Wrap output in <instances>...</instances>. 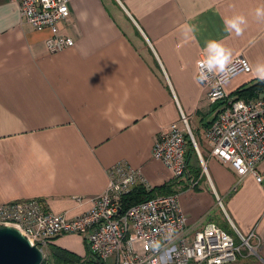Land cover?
I'll list each match as a JSON object with an SVG mask.
<instances>
[{
  "label": "crops",
  "instance_id": "0c3cea01",
  "mask_svg": "<svg viewBox=\"0 0 264 264\" xmlns=\"http://www.w3.org/2000/svg\"><path fill=\"white\" fill-rule=\"evenodd\" d=\"M260 7L264 0H71L58 34L73 47L50 53L48 31L34 30L15 2L0 0V205L35 200L74 218L104 191L108 169L124 161L154 196L178 194L189 234L210 222L237 240L253 232L258 254L246 251L237 264H264V160L257 183L209 156L205 130L220 105L193 78L205 42L215 39L231 49V61L242 56L250 68L224 84L226 94L247 95L261 81L254 74L264 62ZM234 15L247 21L239 36L224 24ZM181 115L202 145L207 175L188 144L184 177L175 181L152 148L169 125L182 128ZM53 239L80 261L88 252L80 236Z\"/></svg>",
  "mask_w": 264,
  "mask_h": 264
},
{
  "label": "built area",
  "instance_id": "2783aa9c",
  "mask_svg": "<svg viewBox=\"0 0 264 264\" xmlns=\"http://www.w3.org/2000/svg\"><path fill=\"white\" fill-rule=\"evenodd\" d=\"M7 1L18 5L21 19L34 30L48 31V52L73 47L70 37L58 34L59 23L69 16L71 0ZM249 71L247 61L237 56L227 74H212L205 81H196L206 89L209 102L220 105L216 119L205 130L209 156L227 165L240 179L252 176L261 183L258 165L264 160V94L238 99L226 94L223 87L230 78ZM180 123L182 128L174 123L162 130L152 148V158L161 161L175 181L184 177L188 144L206 174V164L184 115ZM107 176V185L92 199L91 208L74 218L52 214L35 200L17 201L0 205V227L17 228L39 248L59 236H80L100 264H235L244 258L242 250L248 257L257 256L260 243H251L253 232L248 237L238 234L239 246L212 222L189 234L178 194L156 195L123 211V196L137 186L151 188L124 161L112 165ZM196 184L191 180L188 185Z\"/></svg>",
  "mask_w": 264,
  "mask_h": 264
},
{
  "label": "clouds",
  "instance_id": "9594fccd",
  "mask_svg": "<svg viewBox=\"0 0 264 264\" xmlns=\"http://www.w3.org/2000/svg\"><path fill=\"white\" fill-rule=\"evenodd\" d=\"M256 18L264 20V7L255 10ZM247 21L243 15H234L224 20L227 29L234 31L239 36L243 33V25ZM202 52V58L196 62L193 78L198 81H205L210 75H225L231 64L232 51L223 43L215 39H209L205 42ZM255 76L264 81V62H257L254 67Z\"/></svg>",
  "mask_w": 264,
  "mask_h": 264
},
{
  "label": "water",
  "instance_id": "95a60500",
  "mask_svg": "<svg viewBox=\"0 0 264 264\" xmlns=\"http://www.w3.org/2000/svg\"><path fill=\"white\" fill-rule=\"evenodd\" d=\"M43 252L15 227H0V264H42Z\"/></svg>",
  "mask_w": 264,
  "mask_h": 264
},
{
  "label": "trees",
  "instance_id": "16d2710c",
  "mask_svg": "<svg viewBox=\"0 0 264 264\" xmlns=\"http://www.w3.org/2000/svg\"><path fill=\"white\" fill-rule=\"evenodd\" d=\"M253 89V90H252ZM252 90V92H251ZM248 91L247 95H239V93H237V98L238 99H242L245 97H253L257 92L259 91H264V81H259L254 87L250 88V89H246L243 90L242 92H246ZM190 146V145H189ZM189 153H191L192 155H194V151L191 147L188 148ZM188 163V160L186 159V164ZM156 189H150V190H146L143 186H137L134 189H132V191L130 193H128L127 195L123 196L121 199V208L122 210H127L128 208H130L133 205H136L138 203H141L143 201L149 200L150 198H152L154 196V193L156 192ZM51 248V253L52 256L56 259H59L61 261H63L64 263L68 264L69 262H71V260H77L79 261L80 259L76 256H74L73 254L69 253L66 250H63L61 248H58L56 246H52ZM90 254V253H89ZM92 258V264H100V262L98 261V259H96L93 255H91ZM82 261V260H81Z\"/></svg>",
  "mask_w": 264,
  "mask_h": 264
},
{
  "label": "rangeland",
  "instance_id": "374dc122",
  "mask_svg": "<svg viewBox=\"0 0 264 264\" xmlns=\"http://www.w3.org/2000/svg\"><path fill=\"white\" fill-rule=\"evenodd\" d=\"M196 137V136H195ZM197 142H198V146H199V149H202V145L201 143L198 141V138H197ZM221 223L218 224V226L222 229V231H224L226 234H230L231 237L233 238L234 240V243L235 245H241V242L239 240H237V238H235V236L233 235L232 232H230L228 229H227V226L225 225L222 226ZM54 239H51L46 245H43V246H40L42 252H43V262L42 264H66L64 263L63 261L59 260V259H56L52 256V253H51V248L52 246V242H53ZM51 243V244H50ZM78 245L80 247H82L83 249H85L84 245L82 243H80V241L78 242ZM246 253V250H242V254L244 255ZM254 260V259H253ZM239 263V261L237 262ZM235 263V264H237ZM68 264H92V258L89 254V252L86 251V255H85V258L82 260V261H77V260H71V262H69Z\"/></svg>",
  "mask_w": 264,
  "mask_h": 264
}]
</instances>
